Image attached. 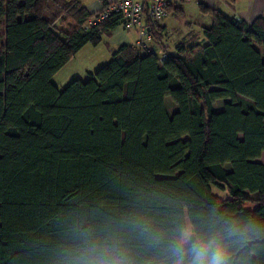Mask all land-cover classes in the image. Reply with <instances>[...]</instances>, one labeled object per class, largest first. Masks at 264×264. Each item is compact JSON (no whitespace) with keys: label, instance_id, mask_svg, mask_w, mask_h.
<instances>
[{"label":"trees","instance_id":"obj_1","mask_svg":"<svg viewBox=\"0 0 264 264\" xmlns=\"http://www.w3.org/2000/svg\"><path fill=\"white\" fill-rule=\"evenodd\" d=\"M198 10L203 43L159 53L163 28L147 18V50L120 44L58 88L121 14L85 27L80 0H0V264H58L81 224L218 212L264 226V15ZM256 244L251 264H264Z\"/></svg>","mask_w":264,"mask_h":264},{"label":"clouds","instance_id":"obj_2","mask_svg":"<svg viewBox=\"0 0 264 264\" xmlns=\"http://www.w3.org/2000/svg\"><path fill=\"white\" fill-rule=\"evenodd\" d=\"M261 238L264 226L218 212L139 216L76 225L58 264H251Z\"/></svg>","mask_w":264,"mask_h":264},{"label":"crops","instance_id":"obj_3","mask_svg":"<svg viewBox=\"0 0 264 264\" xmlns=\"http://www.w3.org/2000/svg\"><path fill=\"white\" fill-rule=\"evenodd\" d=\"M82 5L87 8L90 13L99 11L105 3L114 0H80ZM147 2L148 0H143ZM198 1H204L205 5L210 8L219 10L223 15L228 18H238L246 23H250L255 17L264 15V0H186L183 2H175L170 5L164 18L158 22L162 26V39L160 43H155L151 40L150 44L157 52L164 51L173 52L177 43L182 42L185 44H193L195 42L203 43L202 30L204 27L210 25L211 17L209 14H203L198 10ZM184 14V24L181 23V19L177 18L175 13ZM127 30L122 25L117 26L107 35H103L101 42L105 40V46L108 54L111 56L113 50H115L120 44L134 45L136 41V32L133 35L131 42H124L125 37L119 34V30ZM129 32V30H127ZM89 43L85 44L72 58L88 48ZM99 46L92 45V48ZM93 56V54H92ZM92 58V57H91ZM71 60L66 64L68 65ZM65 65V66H66ZM63 66L62 68H64ZM61 68V69H62ZM60 69V70H61ZM59 70V71H60ZM58 71V72H59ZM88 71H86L87 73Z\"/></svg>","mask_w":264,"mask_h":264},{"label":"built area","instance_id":"obj_4","mask_svg":"<svg viewBox=\"0 0 264 264\" xmlns=\"http://www.w3.org/2000/svg\"><path fill=\"white\" fill-rule=\"evenodd\" d=\"M183 1L186 0H148L146 3L143 0L110 1L87 19L85 27L106 18L112 12H118L123 19V28L136 32L135 45L147 50L150 36L146 26V19L159 22L166 15L169 5Z\"/></svg>","mask_w":264,"mask_h":264},{"label":"rangeland","instance_id":"obj_5","mask_svg":"<svg viewBox=\"0 0 264 264\" xmlns=\"http://www.w3.org/2000/svg\"><path fill=\"white\" fill-rule=\"evenodd\" d=\"M176 17L181 19L180 21L182 24L185 23L184 14H178ZM119 31V34L125 37L124 42H131L133 40V35L135 34L133 30H129V32H127V30H121L120 28ZM105 41L98 44L99 46L94 49L92 48L91 44H88V48H84V50L79 52L68 65H66L53 76L52 81L54 82V84L58 88H62L73 78H80L81 80H85L87 78L86 71L94 72L100 66L105 64L110 59V55L108 54L105 46ZM225 101H228V99L216 100L213 103L214 109L217 110L222 108ZM172 103L173 102L170 100V98L166 97V108L169 113L172 112L173 105L175 106V104ZM256 161L264 163V152H262L261 156L257 158ZM211 190L212 193L215 194L219 199H223L226 197L225 190L223 188H220L219 186L212 185Z\"/></svg>","mask_w":264,"mask_h":264}]
</instances>
